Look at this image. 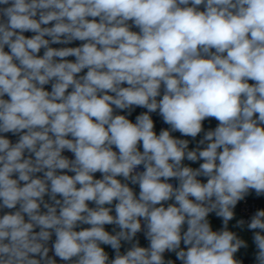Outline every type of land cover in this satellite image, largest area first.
Here are the masks:
<instances>
[{
  "label": "clouds",
  "instance_id": "1",
  "mask_svg": "<svg viewBox=\"0 0 264 264\" xmlns=\"http://www.w3.org/2000/svg\"><path fill=\"white\" fill-rule=\"evenodd\" d=\"M252 192L264 0H0V264H264Z\"/></svg>",
  "mask_w": 264,
  "mask_h": 264
},
{
  "label": "crops",
  "instance_id": "2",
  "mask_svg": "<svg viewBox=\"0 0 264 264\" xmlns=\"http://www.w3.org/2000/svg\"><path fill=\"white\" fill-rule=\"evenodd\" d=\"M26 35H31V33H26ZM80 42H74L73 44L71 45H67V46H78ZM64 45H53V47H62ZM69 59H74L73 57H69ZM142 111H145L144 109H140V108H137L135 110V112L133 113V116L130 117L132 119H134L135 115H138L140 112ZM153 119L156 123V129L157 131H159V126H158V120L157 118L155 117V115L153 114ZM216 121L213 119V120H209V121H205V128H209V127H215L216 125ZM175 135L179 136V133H175ZM239 205L240 203L237 205V208H236V213H237V218H238V213H239ZM234 223V221H233ZM220 224L221 222L218 220V219H215L213 218V225H214V228H219L220 227ZM142 243H144V241L142 240ZM238 255V258H241L244 260V264H254V260H253V256H252V248L250 247L248 250H244L242 249L240 251V253L237 254ZM174 258V257H173ZM178 264V262H177Z\"/></svg>",
  "mask_w": 264,
  "mask_h": 264
},
{
  "label": "built area",
  "instance_id": "3",
  "mask_svg": "<svg viewBox=\"0 0 264 264\" xmlns=\"http://www.w3.org/2000/svg\"><path fill=\"white\" fill-rule=\"evenodd\" d=\"M154 115L158 120L159 129L161 127H167V125L163 124L161 118L157 114ZM11 138L15 139L14 137ZM65 154L71 156L70 153ZM257 208H264V196L257 197L255 193L252 192L246 197L245 201L240 202L238 218L248 219Z\"/></svg>",
  "mask_w": 264,
  "mask_h": 264
}]
</instances>
